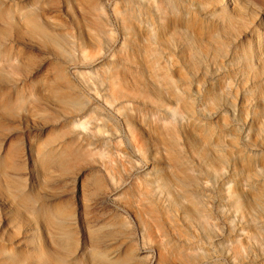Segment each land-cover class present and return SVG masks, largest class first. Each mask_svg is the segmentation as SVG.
Instances as JSON below:
<instances>
[{
    "label": "rangeland",
    "instance_id": "1",
    "mask_svg": "<svg viewBox=\"0 0 264 264\" xmlns=\"http://www.w3.org/2000/svg\"><path fill=\"white\" fill-rule=\"evenodd\" d=\"M0 264H264V0H0Z\"/></svg>",
    "mask_w": 264,
    "mask_h": 264
}]
</instances>
